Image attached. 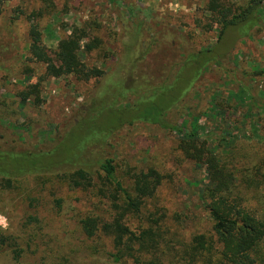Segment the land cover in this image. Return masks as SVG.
<instances>
[{
  "label": "trees",
  "instance_id": "obj_1",
  "mask_svg": "<svg viewBox=\"0 0 264 264\" xmlns=\"http://www.w3.org/2000/svg\"><path fill=\"white\" fill-rule=\"evenodd\" d=\"M263 5L264 0H248L245 6L234 8L221 0H211L208 11L216 17L219 43L215 50L200 52L194 51L192 37L187 33L158 26L153 34H148L145 22L139 18L133 20V33L129 42H123V52L113 72L121 73L123 78L111 73L108 78L105 72L89 67L82 60L103 46L93 24L74 29L52 52L43 42L38 20L44 16V11L32 9L23 20L28 28L25 42L17 20L7 19L0 6V74L9 77L8 74L23 62V48L29 45L31 60L46 67L47 77L106 81L102 92L112 99L111 104L103 101L92 109L74 129L66 131V125L63 142L52 149L26 152L0 149L1 191H18L21 182H46L50 178L49 181H57L69 191L86 196V202L80 206L81 214L73 218L75 224H61L51 234H42L49 240L43 239L41 243H35L34 236L40 234L44 208L39 200L36 211L37 200L29 199L33 210L28 218L31 223L28 226H34L32 238L23 247L0 228V252L9 250L14 262H21L25 253L34 250L37 264H264V208L247 210L241 204L243 200L234 193L238 181L233 164L242 156L237 147L231 154L215 153L207 148L206 142L199 143L201 138L193 126L191 129L173 128L167 122V116L185 102L182 100L195 82L204 78L209 67L220 62L222 53L230 50L236 40L240 42L248 37L249 31L258 26L257 15ZM165 47L177 53L161 60L157 56L154 72L147 78L137 64L147 62L155 49ZM180 78L185 85L180 96L174 97L173 90ZM40 96L41 84L38 83L21 92L19 99L26 103L34 98L38 109L43 104ZM105 114H110L106 126L104 120L100 121ZM197 119L193 117L194 123ZM130 121L181 134L183 139L178 151L195 164L206 165L210 185L202 191L201 199L212 223L211 235L198 234L190 242L171 235L163 223L164 215L157 210V204H152L158 201V193L166 183L160 171L154 168L138 173L129 171V181L125 183L118 178L121 166L114 158H99L98 145L110 146L108 141L114 130ZM100 124L105 127L101 128ZM261 131L264 134V127ZM77 132H85V135L74 141ZM252 167L248 185L264 186V156ZM44 182L42 185L46 186ZM63 191L67 193L65 188ZM52 196L55 198L57 194L45 195L48 207L62 212L63 200L52 201Z\"/></svg>",
  "mask_w": 264,
  "mask_h": 264
},
{
  "label": "rangeland",
  "instance_id": "obj_2",
  "mask_svg": "<svg viewBox=\"0 0 264 264\" xmlns=\"http://www.w3.org/2000/svg\"><path fill=\"white\" fill-rule=\"evenodd\" d=\"M210 1L1 0L0 6L7 19L17 20L25 42L28 41V28L23 20L32 9L44 11V16L38 20L43 42L52 52L74 29L93 24L97 29L95 35L103 41V46L82 60L89 67L105 72L108 78L110 73L123 78L121 73L113 72L122 55L123 42H129L133 33L132 21L137 18L148 25V34H153L158 26H166L189 34L194 51L215 50L220 29L216 17L208 11ZM221 1L236 8L245 6L248 0ZM257 16L258 26L249 31L248 37L240 42L236 40L230 50L222 53L220 62L205 71L204 78L196 81L182 100L185 102L167 116V122L173 128H196L201 138L199 143L206 142L207 148L215 153L231 154L237 147L242 156L233 164L237 168L238 181L234 193L243 200L242 206L250 211L264 208V186L255 188L247 183L254 162L264 156L261 131L264 127V5ZM28 46L23 48L24 60L20 66L14 68L9 77L0 74V149L7 152L52 149L63 142L66 125V131H70L101 102H112L111 97L109 99L102 92L106 81L80 82L73 76L47 77L46 67L31 60ZM176 53L177 50L172 52L167 47L155 49L147 62H139L137 66L150 78L157 56L161 60ZM179 80L173 90L174 97L180 96L185 85L182 78ZM38 83L41 84L43 104L37 109L34 98L21 103L19 94ZM109 115L105 114L107 118L103 116L100 120H104L105 126L110 120ZM193 117H197L198 122L194 123ZM84 135L85 132H77L73 140ZM182 139L181 134L171 129L130 121L114 130L108 141L110 146L102 143L98 146L99 158H114L121 166L118 178L125 183L129 181V171L138 173L154 168L165 176L166 183L158 193L159 199L152 204H157V210L164 215L163 223L171 235L190 242L198 234L212 233V223L201 199L202 191L210 184L206 165H197L178 151ZM49 179H46L47 183L42 180L21 182L18 191L0 190V228L23 247L32 238L34 229V226H28L31 224L28 218L33 212L29 199L37 200L36 211L39 200L44 208L40 234L34 236L35 243H41L43 239L48 241L49 238H43L42 234H51L61 224H75L73 218L81 214L80 206L86 202V196ZM46 191L57 194L50 200H63L62 212L51 211L45 198ZM35 254L34 250L25 253L21 262H14L10 251L2 250L0 264H37Z\"/></svg>",
  "mask_w": 264,
  "mask_h": 264
}]
</instances>
